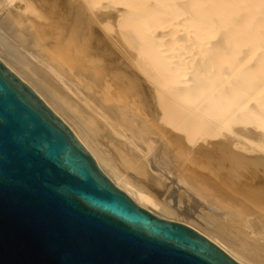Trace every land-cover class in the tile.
Masks as SVG:
<instances>
[{
	"label": "bare ground",
	"instance_id": "1",
	"mask_svg": "<svg viewBox=\"0 0 264 264\" xmlns=\"http://www.w3.org/2000/svg\"><path fill=\"white\" fill-rule=\"evenodd\" d=\"M3 1L0 61L69 127L113 184L240 264H264V203L251 193L264 192V156L250 154L264 151V0H130L112 20L99 15L96 27L88 13L97 0ZM59 10L79 24L77 43L85 33L113 49L111 76L123 86L100 75L104 61L95 44L81 50L71 36L51 40L50 14ZM108 25L113 40L103 33ZM131 93L143 96L154 118L135 108ZM178 139H200L196 156L209 157L207 172L182 167V178L175 176L181 160L170 152Z\"/></svg>",
	"mask_w": 264,
	"mask_h": 264
},
{
	"label": "water",
	"instance_id": "2",
	"mask_svg": "<svg viewBox=\"0 0 264 264\" xmlns=\"http://www.w3.org/2000/svg\"><path fill=\"white\" fill-rule=\"evenodd\" d=\"M0 264H240L138 205L0 61Z\"/></svg>",
	"mask_w": 264,
	"mask_h": 264
},
{
	"label": "rangeland",
	"instance_id": "3",
	"mask_svg": "<svg viewBox=\"0 0 264 264\" xmlns=\"http://www.w3.org/2000/svg\"><path fill=\"white\" fill-rule=\"evenodd\" d=\"M142 1H144V3H146V4H148V3H150V2H148V1H151V0H147V2H146V0H142ZM127 3H130V0H97L94 4H93V7H91V10H90V12L88 13L89 15V17L93 20V22H94V26L96 27V25H97V23L95 22V21H97V17L99 16V15H101V14H104V15H107L108 17H109V19L110 20H112L113 19V16L118 12V10H122L123 8H126V6H127ZM6 3H4V1L3 0H0V19L2 18V16L4 15V13L6 12V10L8 9V7L5 5ZM5 7V8H4ZM61 14H62V16H61ZM50 17H51V24L49 23L48 25V27H47V34L51 37V40H53L54 41V37H57L56 39H64V40H67L66 38L67 37H69V36H71V37H73L74 35H79V24L77 25H70L71 23H70V21L69 22H67V21H65L64 20V16H63V12H62V10L60 11H58L57 13H54V14H50ZM45 21H46V19H45ZM48 21V20H47ZM49 22V21H48ZM47 23V22H46ZM45 23V25H47ZM54 24H55V26H54ZM56 24H62V27L61 28H59L58 27V25H56ZM53 26V27H52ZM116 26V25H115ZM107 27V26H106ZM105 27V28H106ZM108 27L109 28H111V30H110V32L108 31L109 29H105V31L103 32V33H105L106 34V38L108 39V40H113L114 38H113V30H112V27H110L109 25H108ZM107 27V28H108ZM116 28L118 29V26H116ZM97 29H99L101 32L103 31V30H101L100 29V27H97ZM114 29V28H113ZM53 30V31H52ZM154 31V30H153ZM51 32V33H50ZM55 36H54V35ZM80 38L81 39H83V40H80L79 41V43H77L76 42V40H75V38L73 37V41H74V43L76 44V45H72V47L73 46H77V47H79V46H81V50H83L84 48L86 49L88 46L90 47L91 45H94L95 44V47L97 46L98 48L96 49L95 48V52L96 53H98L101 57H102V59H103V61H104V63H103V73L104 74H100L102 77H105V78H109V82L111 83V82H116L118 85H122V84H124L123 83V80H121L120 81V79L119 78H114V77H112L111 76V74L113 73V71H114V62H113V60H114V53L112 52V48L110 47V46H101L100 44H96V40H94V39H92V37L90 36V35H86L85 33H83V34H81L80 35ZM92 39V40H91ZM73 41H71L72 43H73ZM79 44V45H78ZM87 46V47H86ZM103 48V49H102ZM211 53V52H210ZM213 53H215V52H213ZM213 53H212V56H213ZM195 55H197V54H195ZM204 55V54H203ZM210 57V54L208 55L207 54V57ZM215 56V55H214ZM213 56V57H214ZM192 57H195V58H198V57H196V56H192ZM194 58V59H195ZM181 61H184V60H181ZM105 63H107V64H105ZM107 65V66H106ZM111 65V66H110ZM107 70V71H106ZM141 71H138L137 70V73H138V75L140 76V78L141 77H143V74H142V72L140 73ZM101 73H102V71H101ZM109 75V76H108ZM111 76V77H110ZM114 79V80H113ZM142 79V78H141ZM88 83H89V81H87ZM118 82H120V83H118ZM90 84V83H89ZM114 84V83H113ZM123 86V85H122ZM132 94V93H131ZM135 93H133L132 95L135 97V100H134V102L136 103V107L135 108H140L141 110H144V111H146V112H153L154 110H152V107L150 106V104L148 103V102H146L145 101V99L143 98V96H140L139 94H135ZM147 106V107H146ZM146 109V110H145ZM148 109V110H147ZM155 113L153 112V114H152V117H153V115H154ZM156 115V114H155ZM156 117V116H155ZM154 118V117H153ZM158 125H160V123H158ZM161 126V125H160ZM218 139H219V137H217V139H213V141L214 142H220V141H218ZM220 140V139H219ZM180 141V142H179ZM176 143V144H175ZM173 145L172 146H174V144H175V146L173 147V149H172V151L169 153L170 154V156H172V157H174L176 160L178 159V160H181L180 161V163H179V170H177V173L175 174V176L179 179V178H182V173H183V175H184V171L182 170H180V168H182L183 167V169L186 171L187 169L189 170V168H190V171H188L187 170V172H191V171H193V173H195L196 171H204V172H207L208 171V163H210L211 162V160H209L208 158L209 157H207V156H196L197 154H196V151H195V149H197L198 148V146L199 145H201V141H200V139L198 140V141H196V143H194V145H189V143H182V141L181 140H176L174 143H172ZM251 143H249V145L247 146L246 145V147L247 148H249V149H252L251 148V145H250ZM177 145V146H176ZM253 145V144H252ZM208 146V145H207ZM178 150V151H177ZM253 152V153H252ZM250 154L252 155V154H258V155H263L264 156V151L262 152V151H260V149H258V148H256V149H254L253 151H252ZM253 155V156H254ZM255 155V156H256ZM257 155V156H258ZM261 155V156H262ZM185 157V158H184ZM183 159V160H182ZM177 160V161H178ZM187 161V162H186ZM210 161V162H209ZM179 162V161H178ZM182 163V164H181ZM183 164H184V166H183ZM187 166V167H186ZM200 166V167H199ZM184 167H186V168H184ZM194 168V169H193ZM196 169V170H195ZM181 171V172H180ZM134 176H136L135 174H134ZM137 178H139V180H141L142 182H146L147 183V181H145L146 179H144V178H140V177H138V176H136ZM147 185H149V184H147ZM154 189H156V188H154ZM172 190V189H171ZM175 190V189H174ZM254 190H256V189H254ZM254 190H252L251 191V193H252V196H254L257 200H259L261 203H264V192H262V191H258V190H256V191H254ZM176 191V190H175ZM171 192H174L173 190L171 191ZM176 192H178V190L176 191ZM168 194V193H167ZM262 200V201H261ZM231 231H228V234L233 238L234 236L233 235H231ZM233 239H235V237L233 238Z\"/></svg>",
	"mask_w": 264,
	"mask_h": 264
}]
</instances>
